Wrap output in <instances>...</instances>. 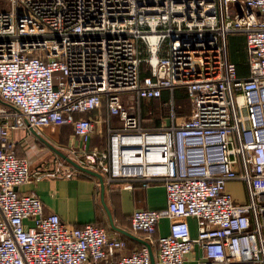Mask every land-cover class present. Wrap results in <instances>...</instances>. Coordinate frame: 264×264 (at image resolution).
Masks as SVG:
<instances>
[{"label":"built area","instance_id":"2783aa9c","mask_svg":"<svg viewBox=\"0 0 264 264\" xmlns=\"http://www.w3.org/2000/svg\"><path fill=\"white\" fill-rule=\"evenodd\" d=\"M0 2V264H151L152 245L155 264H264V0ZM234 32L245 34L247 76L229 59ZM176 89L190 98L182 122ZM168 90L169 123L143 127L141 101ZM103 107L107 118L86 116ZM67 124L66 157L79 166L112 186L165 187L166 208L132 213L148 245L131 255L123 238L45 215L19 192L32 176L80 171L55 157L32 175L10 131ZM238 181L248 200L235 204L227 185ZM162 219L169 234L156 238Z\"/></svg>","mask_w":264,"mask_h":264},{"label":"crops","instance_id":"0c3cea01","mask_svg":"<svg viewBox=\"0 0 264 264\" xmlns=\"http://www.w3.org/2000/svg\"><path fill=\"white\" fill-rule=\"evenodd\" d=\"M146 74H149L148 69L142 67V75ZM248 74L249 70L243 76ZM177 91H180V89ZM186 95L188 96V94ZM170 99V91L168 90L163 92L162 98L158 99V101L155 99L151 100L155 101L153 107H147L144 105V101H141L143 127L152 128L158 127L164 122L169 123L171 116L170 108L167 105ZM151 101H148L147 105ZM175 107L179 109L178 100L175 101ZM103 108L101 112L93 111L86 116L97 117L98 114L103 115ZM166 110H168L167 113ZM145 112H147L146 117L150 116L159 119V124L156 125L153 120L151 121L144 117ZM185 113L184 118L190 116L191 109H189V113L188 109ZM108 116L106 111L104 117L107 118ZM9 122L12 124L14 119H10ZM105 133L103 136L99 134L93 135L89 146L101 147L104 145L106 141ZM10 135L16 144L15 152L17 156L27 159L32 175L37 171L45 172L51 170L55 157H62L61 154L66 156V148L71 144L73 137L70 124L58 126L54 129L43 128L39 133L37 131L32 132L29 127H19L12 129ZM103 183H105L103 198L100 180L81 171L75 176L68 178L64 176H43L42 178L32 176L29 182L21 185L19 192L38 196L40 201L43 202L45 215L55 213L68 225L82 227L90 223L107 229L112 236L123 238L126 241L122 255H131L138 251L146 242L148 243L144 233L132 231L131 215L137 209L154 211L166 208L165 187L161 184H154L147 189L142 188L138 184L133 186H112L106 183L104 178ZM161 223H164V229L161 228ZM190 224L193 234L196 235L195 220L190 219ZM168 234L169 220L162 219L154 237L157 238ZM156 249V245L151 246L154 254L157 252Z\"/></svg>","mask_w":264,"mask_h":264},{"label":"rangeland","instance_id":"374dc122","mask_svg":"<svg viewBox=\"0 0 264 264\" xmlns=\"http://www.w3.org/2000/svg\"><path fill=\"white\" fill-rule=\"evenodd\" d=\"M1 3V2H0ZM229 45H230V53L232 54L233 60L237 61L238 63H247V54H246V44H245V34L241 32H234L233 34L229 35ZM145 52L143 57L145 56ZM144 68H147V65L145 63H142ZM247 74V73H246ZM178 91L176 92L177 97H178ZM131 94L130 93H122L121 98L122 101H124V105L126 108L132 107V106H137L136 101L132 102L131 101ZM158 101V99H155ZM178 103L181 107L185 109H191V104H190V98L186 96H182V94L178 97ZM144 105L149 107L147 105V100H143ZM150 104V103H148ZM176 109V107H175ZM147 112H145L144 117H146ZM180 122L184 120V116H177ZM147 118V117H146ZM121 124V122H119ZM227 191L234 197V203L239 204L243 202H247L248 197H247V191H246V185L242 181L238 182H229L227 185ZM168 220V219H167ZM164 223H161V228L164 229ZM188 264H195L193 262H189Z\"/></svg>","mask_w":264,"mask_h":264},{"label":"trees","instance_id":"16d2710c","mask_svg":"<svg viewBox=\"0 0 264 264\" xmlns=\"http://www.w3.org/2000/svg\"><path fill=\"white\" fill-rule=\"evenodd\" d=\"M229 39H230V37H228V43H229ZM229 59H230V61H232V62H234V63H236V66H237V74L239 75V76H243V75H246V73H248V70H249V67H248V64H244V63H238L237 61H234L233 60V57H232V54L230 53V45H229ZM146 75H148V74H146ZM143 76H145V75H143ZM176 90H179V89H176ZM176 90L174 91V97H175V101L177 100V97H176ZM182 90V91H181ZM179 93H178V97L182 94V96H186V94H188L187 93V90H183V89H180V91H178ZM189 97V96H188ZM151 104H149V107H153L154 106V103H155V101H151L150 102ZM178 104H180V103H178ZM176 106H177V102H176ZM186 110L187 109H185L184 110V108L183 107H181L180 105H179V109L178 108H176L175 109V112H176V114H177V116H184L186 113ZM168 112V110H166V113ZM188 113H189V109H188ZM103 115H106V108H103ZM149 120H153L154 121V124H156V125H158L159 124V119H155V117H150V116H148L147 117Z\"/></svg>","mask_w":264,"mask_h":264},{"label":"water","instance_id":"95a60500","mask_svg":"<svg viewBox=\"0 0 264 264\" xmlns=\"http://www.w3.org/2000/svg\"><path fill=\"white\" fill-rule=\"evenodd\" d=\"M26 123H28L27 122V120H26ZM31 131L33 132H35V130L34 129H31ZM61 156L67 161V162H69L72 166H74V167H76L79 171H81V172H83V173H88V174H90V175H93V176H95V177H97L99 180H100V184H102V198H103V195H104V188H105V183H103V176H101L99 173H97V172H94V171H92V170H90V169H88V168H83V167H81V166H79L78 164H76L73 160H71L69 157H66L65 155H62L61 154ZM116 229V228H115ZM125 234H128V233H126V232H124ZM129 235V234H128ZM145 245H148V243L146 242L145 243ZM151 264H155V258H154V254H153V252L151 251Z\"/></svg>","mask_w":264,"mask_h":264},{"label":"bare ground","instance_id":"6f19581e","mask_svg":"<svg viewBox=\"0 0 264 264\" xmlns=\"http://www.w3.org/2000/svg\"><path fill=\"white\" fill-rule=\"evenodd\" d=\"M36 132V131H35Z\"/></svg>","mask_w":264,"mask_h":264}]
</instances>
